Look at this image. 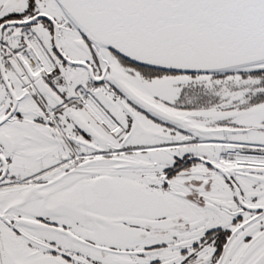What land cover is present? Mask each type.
Here are the masks:
<instances>
[{
	"label": "snow or ice",
	"instance_id": "1",
	"mask_svg": "<svg viewBox=\"0 0 264 264\" xmlns=\"http://www.w3.org/2000/svg\"><path fill=\"white\" fill-rule=\"evenodd\" d=\"M0 264H264V0H0Z\"/></svg>",
	"mask_w": 264,
	"mask_h": 264
}]
</instances>
